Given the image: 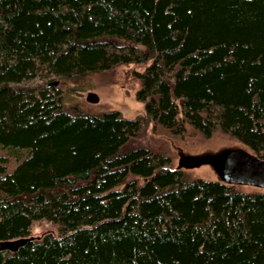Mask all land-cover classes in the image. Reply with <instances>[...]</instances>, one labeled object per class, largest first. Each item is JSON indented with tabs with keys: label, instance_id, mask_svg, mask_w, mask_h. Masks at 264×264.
Wrapping results in <instances>:
<instances>
[{
	"label": "trees",
	"instance_id": "16d2710c",
	"mask_svg": "<svg viewBox=\"0 0 264 264\" xmlns=\"http://www.w3.org/2000/svg\"><path fill=\"white\" fill-rule=\"evenodd\" d=\"M121 63L143 116L64 108ZM148 121L264 157V0H0V240L56 225L0 264H264V191L131 147Z\"/></svg>",
	"mask_w": 264,
	"mask_h": 264
},
{
	"label": "rangeland",
	"instance_id": "374dc122",
	"mask_svg": "<svg viewBox=\"0 0 264 264\" xmlns=\"http://www.w3.org/2000/svg\"><path fill=\"white\" fill-rule=\"evenodd\" d=\"M133 69L141 70V67L133 63H121L107 69L87 73L75 82H62L61 93L64 108L87 114H100L114 109L125 117L143 116V102L135 96L139 81L133 76ZM53 80L55 79L51 81ZM37 82L39 79L36 78L29 83ZM88 92H94L97 99L87 100ZM137 145L145 146L168 157V166L181 169L190 178L201 177L213 180L220 179L210 164L195 165L182 157L214 153L231 147L247 149L233 137L219 130H215L210 137H204L187 123H184L181 131L174 132L153 124L151 121L145 122L131 139L130 146ZM234 186L243 191H264V187L251 184H234ZM45 231L56 232V225L45 219H38L32 222L29 234L37 237Z\"/></svg>",
	"mask_w": 264,
	"mask_h": 264
},
{
	"label": "water",
	"instance_id": "95a60500",
	"mask_svg": "<svg viewBox=\"0 0 264 264\" xmlns=\"http://www.w3.org/2000/svg\"><path fill=\"white\" fill-rule=\"evenodd\" d=\"M56 80L48 84H55ZM87 100L97 99L94 92H88ZM189 163H208L218 174L220 181L228 184H251L264 187V157L242 147L225 148L214 153L184 156ZM180 164V162H179ZM32 235L18 236L0 240V251L15 250L25 241L33 238Z\"/></svg>",
	"mask_w": 264,
	"mask_h": 264
}]
</instances>
